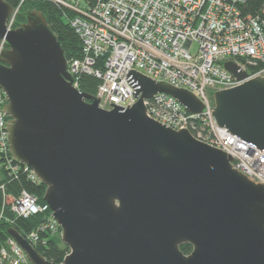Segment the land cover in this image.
I'll return each instance as SVG.
<instances>
[{
    "label": "water",
    "instance_id": "obj_1",
    "mask_svg": "<svg viewBox=\"0 0 264 264\" xmlns=\"http://www.w3.org/2000/svg\"><path fill=\"white\" fill-rule=\"evenodd\" d=\"M13 9L0 0L7 144L13 161L45 185L43 199L69 247L59 264H264V183L186 128L148 117L143 100L164 92L191 113L203 103L131 69L125 78L138 100L103 109L99 97L72 85L40 12L26 11L6 29ZM223 66L240 80L249 74L231 60ZM213 101L218 126L264 150V76L217 90ZM9 234L31 264H53L15 229Z\"/></svg>",
    "mask_w": 264,
    "mask_h": 264
},
{
    "label": "built area",
    "instance_id": "obj_2",
    "mask_svg": "<svg viewBox=\"0 0 264 264\" xmlns=\"http://www.w3.org/2000/svg\"><path fill=\"white\" fill-rule=\"evenodd\" d=\"M24 1L13 9L6 21L7 30L15 28V16ZM54 1L76 12L70 25L80 38L81 53L67 61L75 88L81 74L97 77L95 97H99V107L108 110L114 107L111 103L126 108L138 100L140 93L133 96L134 88L125 78L131 69L189 90L203 103L201 113H191L175 97L158 92L143 100L146 115L174 130L186 128L197 140L229 153L234 158L232 168L250 181L264 183V150L254 149L218 126L211 113L215 91L264 76V18L243 14L241 7L246 0H94L92 5H84L83 0ZM4 47L2 40L0 50ZM227 60L247 70V77L240 80L232 75L223 66ZM6 102L0 89V157L15 171L21 164L11 165L5 128L9 117L3 110ZM235 141L238 150L232 148ZM22 167L32 180L39 181L31 168ZM3 198V204L16 216L48 214L24 237L33 247L39 242L40 229L61 235L46 202L38 203L24 190L18 197L3 194ZM0 263L31 264L11 236L0 245Z\"/></svg>",
    "mask_w": 264,
    "mask_h": 264
},
{
    "label": "trees",
    "instance_id": "obj_3",
    "mask_svg": "<svg viewBox=\"0 0 264 264\" xmlns=\"http://www.w3.org/2000/svg\"><path fill=\"white\" fill-rule=\"evenodd\" d=\"M4 1L15 8L20 0ZM82 3L92 5L94 0H83ZM241 9L243 14L260 15L264 18V0H246ZM29 10H36L45 17L49 27L56 35L67 61L80 57L81 41L70 25V19L76 15L74 10L54 0H25L15 16L14 26H18L24 21L23 13ZM98 64L102 66V59ZM98 83L97 77L83 73L80 76L78 89L87 94L95 95ZM15 164V161L11 162V165ZM8 165L7 160L0 157V245L4 244L10 236L11 229H15L25 237L31 231L36 230L38 225L47 219L46 216L48 215L47 213H39L30 217L16 216L9 210L8 205L3 204V194L18 197L22 190L34 195L38 203H45L43 199L45 185L40 181L32 180L22 165L18 164L19 167L15 171ZM38 235L39 242L34 245V248L47 261L53 264L61 263L64 256L69 252V247L62 242L60 234H52L49 230L40 229ZM180 249L187 254L191 251V245L184 243L180 245Z\"/></svg>",
    "mask_w": 264,
    "mask_h": 264
},
{
    "label": "bare ground",
    "instance_id": "obj_4",
    "mask_svg": "<svg viewBox=\"0 0 264 264\" xmlns=\"http://www.w3.org/2000/svg\"><path fill=\"white\" fill-rule=\"evenodd\" d=\"M236 141H235V143L234 144H232V148H233V150H238V147L236 146ZM242 151H243V149H242ZM250 163L251 164H254V161H250Z\"/></svg>",
    "mask_w": 264,
    "mask_h": 264
},
{
    "label": "rangeland",
    "instance_id": "obj_5",
    "mask_svg": "<svg viewBox=\"0 0 264 264\" xmlns=\"http://www.w3.org/2000/svg\"><path fill=\"white\" fill-rule=\"evenodd\" d=\"M15 27H16V26H15ZM11 28H12V27H11ZM249 146H251V147H253V148L255 147L254 149H257V150H259V148H258V147L254 146V145H252V144H250V143H249ZM256 159H257V158H256Z\"/></svg>",
    "mask_w": 264,
    "mask_h": 264
}]
</instances>
